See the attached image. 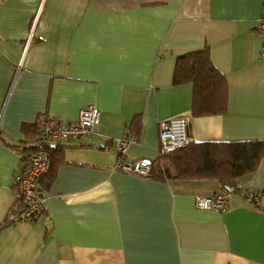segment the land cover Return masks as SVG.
<instances>
[{"label":"crops","instance_id":"crops-1","mask_svg":"<svg viewBox=\"0 0 264 264\" xmlns=\"http://www.w3.org/2000/svg\"><path fill=\"white\" fill-rule=\"evenodd\" d=\"M263 2L0 0V264H264V209L241 193L264 192V156L237 179L241 190L222 213L195 204L221 189L215 179L115 168L118 139L136 115L131 161L159 156V124L175 116L195 141L264 140L254 32ZM204 49L226 77L225 110L195 116L193 83L175 82V73L179 57ZM89 104L100 110L96 134L52 141L64 158L43 182L46 208L13 223L19 149L35 123L43 114L74 122Z\"/></svg>","mask_w":264,"mask_h":264},{"label":"trees","instance_id":"trees-1","mask_svg":"<svg viewBox=\"0 0 264 264\" xmlns=\"http://www.w3.org/2000/svg\"><path fill=\"white\" fill-rule=\"evenodd\" d=\"M191 80L194 88L193 114L195 116L212 115L225 110L226 77L213 65L207 49L179 57L175 73V82ZM141 117L136 115L129 124L130 133L138 138L141 129ZM35 135L21 152L25 154L38 148L39 120L35 123ZM61 144L51 142L43 144L48 154V167L39 179V189L45 191L43 182L53 174V166L63 160L64 149ZM264 156V140L255 141H195L171 154H159L152 159L149 177L172 178H209L217 180L222 191L225 184L234 185V192L241 189L237 179L257 168ZM256 207L264 209V200L251 201ZM22 206V201H21Z\"/></svg>","mask_w":264,"mask_h":264},{"label":"built area","instance_id":"built-area-1","mask_svg":"<svg viewBox=\"0 0 264 264\" xmlns=\"http://www.w3.org/2000/svg\"><path fill=\"white\" fill-rule=\"evenodd\" d=\"M35 15L34 25L39 18ZM33 25V26H34ZM254 32L261 40V52L264 56V2L263 11L258 18ZM32 37V32L29 40ZM100 120V110L97 106L89 104L84 107L76 121L64 123L60 119L43 114L39 119L38 148L25 154L21 159V166L16 175L17 188L22 201V207L12 218L13 223H24L41 215L46 208L47 196L39 189V179L48 167V154L43 149L45 142L58 140H79L96 134V126ZM137 137L130 133L118 139L116 149L115 168L126 173L148 176L152 166V159L141 158L134 161L128 159V149L135 143ZM159 154H171L178 149L194 142L189 131V122L183 116H175L159 124ZM242 195L250 201L264 200V192L241 191ZM232 193L217 190L210 195L197 194L196 207L203 210L225 212L230 206Z\"/></svg>","mask_w":264,"mask_h":264},{"label":"water","instance_id":"water-1","mask_svg":"<svg viewBox=\"0 0 264 264\" xmlns=\"http://www.w3.org/2000/svg\"><path fill=\"white\" fill-rule=\"evenodd\" d=\"M99 147H100V148H103L104 145H103V144H100ZM224 188H225V190L228 191V192H233L235 186H234V185H231V184H225V185H224Z\"/></svg>","mask_w":264,"mask_h":264}]
</instances>
